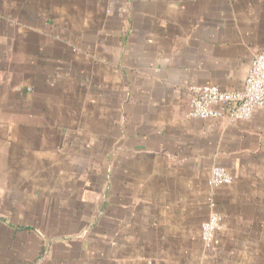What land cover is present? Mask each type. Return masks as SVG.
<instances>
[{"label": "crops", "instance_id": "0c3cea01", "mask_svg": "<svg viewBox=\"0 0 264 264\" xmlns=\"http://www.w3.org/2000/svg\"><path fill=\"white\" fill-rule=\"evenodd\" d=\"M263 50L264 0H0V264H264V106L188 116Z\"/></svg>", "mask_w": 264, "mask_h": 264}, {"label": "built area", "instance_id": "2783aa9c", "mask_svg": "<svg viewBox=\"0 0 264 264\" xmlns=\"http://www.w3.org/2000/svg\"><path fill=\"white\" fill-rule=\"evenodd\" d=\"M264 106V50L257 53L250 64L244 86L240 90H222L216 86L194 88L188 116L197 119H221L229 123L251 118L255 108ZM231 177L222 167L211 170V187L230 184ZM221 217L211 213L201 225L205 243L212 241L220 226Z\"/></svg>", "mask_w": 264, "mask_h": 264}]
</instances>
